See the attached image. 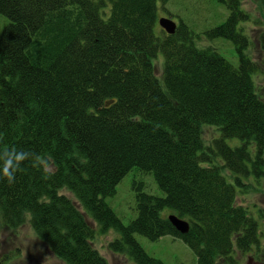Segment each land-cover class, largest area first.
Listing matches in <instances>:
<instances>
[{
    "label": "trees",
    "instance_id": "1",
    "mask_svg": "<svg viewBox=\"0 0 264 264\" xmlns=\"http://www.w3.org/2000/svg\"><path fill=\"white\" fill-rule=\"evenodd\" d=\"M169 1L0 0V152L30 153L11 183L0 177V223L17 229L29 215L64 264H109L87 218L101 234L116 231L109 250L135 264H163L136 234L178 238L196 264H240L236 253L264 263V217L237 205L223 175L242 194L264 181L250 17L242 0H218L229 11L223 24L195 34L180 20L170 35L158 21ZM218 39L233 43L237 67L212 48ZM204 126L218 137L206 143ZM133 168L152 173L165 196L137 192V217L124 225L105 199ZM169 215L189 231L179 234Z\"/></svg>",
    "mask_w": 264,
    "mask_h": 264
},
{
    "label": "rangeland",
    "instance_id": "2",
    "mask_svg": "<svg viewBox=\"0 0 264 264\" xmlns=\"http://www.w3.org/2000/svg\"><path fill=\"white\" fill-rule=\"evenodd\" d=\"M242 7L248 13L250 20L244 24V34L251 44L247 56L257 66L255 84L259 97L264 101V5L261 0H242ZM168 14L159 10V19H170L175 25L181 20L195 34H202L206 31L223 24L229 16V11L223 3L218 0H170L166 6ZM170 17V18H168ZM8 20L0 15V36L7 26ZM208 45L210 42L202 41ZM199 41V42H200ZM199 42H196L197 46ZM214 48L234 67L238 66V57L235 46L225 39L213 41ZM163 57L160 54L154 61L155 75L160 78ZM253 77V80H254ZM203 139L206 143L218 137L217 131L204 126ZM236 145L237 140L228 141ZM224 177L235 186L237 191V205L247 207L255 214L260 211L264 217V181L255 189H250L247 194H242V189L234 184V180L228 172ZM235 178V176L233 175ZM145 193L155 197H164L165 193L158 187L154 176L150 172H143L138 168L131 169L116 186L115 195L107 197L105 202L113 210L115 215L124 225H128L137 217L136 194ZM61 194L72 198L66 190ZM254 215V214H253ZM255 216V215H254ZM89 224L97 231L93 247L104 257L109 264H135L129 257L112 253L108 245L111 241L119 238L114 230L104 234L99 233L97 224L87 218ZM261 232L264 238V219L261 222ZM136 241L143 250L151 257L160 260L163 264H196V255L180 239L172 236H163L156 241H150L142 235L136 234ZM236 259L240 264H264L262 261L253 263L248 257H242L236 253ZM0 264H64L55 257L47 246L39 240L31 224L30 216L25 215V222L17 229L5 228L0 223Z\"/></svg>",
    "mask_w": 264,
    "mask_h": 264
},
{
    "label": "clouds",
    "instance_id": "3",
    "mask_svg": "<svg viewBox=\"0 0 264 264\" xmlns=\"http://www.w3.org/2000/svg\"><path fill=\"white\" fill-rule=\"evenodd\" d=\"M29 157L30 153L26 151H17L15 149L0 152V160L4 161L2 170H0V177L11 183L15 177L16 171L19 170L20 164Z\"/></svg>",
    "mask_w": 264,
    "mask_h": 264
},
{
    "label": "water",
    "instance_id": "4",
    "mask_svg": "<svg viewBox=\"0 0 264 264\" xmlns=\"http://www.w3.org/2000/svg\"><path fill=\"white\" fill-rule=\"evenodd\" d=\"M159 26L168 34H174L176 25L169 19H160ZM168 220L179 234H186L189 231L187 221L178 218L176 215H169Z\"/></svg>",
    "mask_w": 264,
    "mask_h": 264
},
{
    "label": "bare ground",
    "instance_id": "5",
    "mask_svg": "<svg viewBox=\"0 0 264 264\" xmlns=\"http://www.w3.org/2000/svg\"><path fill=\"white\" fill-rule=\"evenodd\" d=\"M237 196H238V194H237ZM237 199V198H236Z\"/></svg>",
    "mask_w": 264,
    "mask_h": 264
}]
</instances>
